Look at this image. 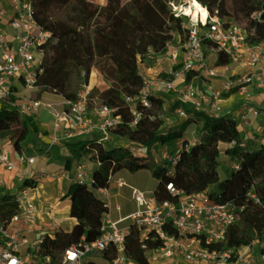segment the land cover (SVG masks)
Here are the masks:
<instances>
[{
    "label": "trees",
    "instance_id": "obj_1",
    "mask_svg": "<svg viewBox=\"0 0 264 264\" xmlns=\"http://www.w3.org/2000/svg\"><path fill=\"white\" fill-rule=\"evenodd\" d=\"M30 1L35 23L49 32L40 45V66L49 69L59 65L74 48L89 43L96 82L89 89L88 102L91 106L115 107L114 115L121 121L111 127L110 133L126 140L106 145L94 135H84L61 141L71 154L64 157L66 166L74 158L83 156L92 162L91 183L77 180L70 183L65 196L70 200L68 215L75 218V223L70 230L58 229L54 236L46 234L37 243V253L49 256L50 264H58L67 247L81 239L92 241L97 238L109 208L107 201L96 194V189L107 186L109 178L121 169L134 172L144 167L157 179L153 190L157 201L171 198L166 187L171 182L187 192L209 189L220 201L243 206L240 218L230 225L224 241L211 244L212 247L226 245L234 249L230 260H236L237 249L251 247L264 231V141L255 144L246 140L238 128L237 118L230 112L200 111L190 103L176 101L170 106L171 110L175 112L181 107L186 116L166 125L162 118L164 111L160 108L164 104L161 94L149 96L151 107L136 103L139 116L135 121L125 100L126 96L138 95L142 89L139 65L147 50L150 48L156 54H162L167 51L170 40L178 37L182 42L185 39L182 19L172 13L166 0L163 1L165 12L151 0H106L104 4L80 0L77 16L62 14L59 0ZM68 1L63 2V7ZM208 7L211 11L217 9L226 23L233 22V15L223 7ZM259 11V16L250 22L252 32L247 38L251 43L264 39V2ZM205 47L217 55L215 62L218 65L229 62L217 44L207 40ZM191 78L192 74H189L188 79ZM239 87L225 93L231 94ZM15 90L12 86L8 94L0 98V143L13 145L20 152L24 141L37 133L38 128L32 115L21 112L13 95ZM261 110L264 115V107ZM193 122H201L200 137L189 143L185 132ZM222 143L226 144L225 154L234 162L224 178L218 170ZM130 144L140 145L148 159L139 161L130 150ZM51 148L56 157L61 156L60 145L55 143ZM164 152L172 155L174 161L165 159ZM169 169L172 174L168 173ZM35 186V179L24 178L20 189ZM20 211L15 194L6 192L0 197V222ZM162 243L152 232L142 238L141 229L131 225L125 236L124 254L137 264H149L150 252ZM261 252L264 253V248ZM116 254L111 246L93 250L87 254L86 264H94L95 257L110 261Z\"/></svg>",
    "mask_w": 264,
    "mask_h": 264
},
{
    "label": "built area",
    "instance_id": "obj_2",
    "mask_svg": "<svg viewBox=\"0 0 264 264\" xmlns=\"http://www.w3.org/2000/svg\"><path fill=\"white\" fill-rule=\"evenodd\" d=\"M166 1L172 13L182 19L186 37L180 43L181 54L176 47L170 51L171 64L163 75L156 79H148L142 74L143 86L140 93L125 97L131 112L135 115L134 121L139 116L136 103L140 102L146 107H151L149 98L151 94L176 92L185 102L191 101L199 106L202 102L211 101V105L219 109L218 102L222 93L230 91L235 86L244 87L252 81V75L226 78L221 90L201 93L192 82L193 77L188 79V75L194 73L195 76L202 77L218 75L217 66L206 63L205 41L207 40L217 44L229 58V62L223 65L224 70H228L233 65L241 68L260 65V85L264 88L263 45L248 43L247 34L238 23H226L225 18L218 15L217 9L211 11L204 2L201 3L206 10L205 16L197 9H193L190 13L185 12L184 7L189 5L190 0ZM9 2L8 9L0 8V17H6L11 27L18 31L19 42L17 46L12 47L0 30V97L8 94L15 79L20 80L30 91H37L43 86L41 75L44 69L40 66L39 52L40 45L49 36V32L35 23L30 0H9ZM259 14V10L253 12L250 18L256 19ZM154 54L156 52L149 48L143 59ZM178 82L182 84L178 86ZM89 89H85L76 97L64 98L59 107L51 102L30 98L21 107V112L32 114L37 109H46L51 116L52 144L63 139L93 135L95 128L100 132L96 137L105 144L109 140L111 127L118 124L121 119L114 115L115 107L91 106L88 102ZM246 109L257 114L253 106H247ZM175 112L183 117L186 116L181 107L176 108ZM95 116L99 117L97 124L94 123ZM129 148L136 156L143 153L140 145L130 144ZM20 158L26 159L27 163L34 162V157H27L25 154H21ZM170 161H174L173 156H170ZM0 164L9 169L15 167L6 151L0 152ZM168 173L172 174V169H169ZM91 174V170L85 164L78 163L73 180L90 184ZM67 175L68 172L62 170L57 176L64 178ZM111 177L107 186L96 189V193L107 200L112 195ZM18 180L23 183V178ZM1 182L0 179V185ZM123 184L125 181L119 179L117 188ZM166 187L171 192V198L161 201L155 199L153 190L147 192L132 187L131 199L137 203V209L117 220H112L106 213L100 235L92 241L81 239L67 247L58 264H84L83 258L89 252L104 250L110 246L115 248L117 254L113 260L108 261L109 264H129L131 260L124 254V241L131 225L141 229L142 238L152 232L163 241L160 247L150 252L149 264L171 259L177 253L191 263L205 261L234 264L238 260L237 258L234 262L230 260L231 251L234 249L226 245L221 248L212 247L211 244L224 241L230 225L240 218L243 206L232 201H220L209 189L187 192L171 182ZM27 190L28 188L21 189L24 196ZM16 200L21 211L0 222V264H50L49 256L37 253V243L46 236V233H39L35 239H30L24 234L25 231L35 233L37 229L32 217L34 212L32 202L27 200L22 203L18 197ZM116 207L120 208L119 205ZM47 213L51 214L50 210ZM23 245H28L26 252L22 250ZM241 247L244 250L249 249V246ZM31 254L33 256H30ZM252 262L249 258L241 261L240 264H252Z\"/></svg>",
    "mask_w": 264,
    "mask_h": 264
},
{
    "label": "rangeland",
    "instance_id": "obj_3",
    "mask_svg": "<svg viewBox=\"0 0 264 264\" xmlns=\"http://www.w3.org/2000/svg\"><path fill=\"white\" fill-rule=\"evenodd\" d=\"M59 5L61 8L62 14H69L72 16H77L80 8V0H69L68 3L63 7V2L66 0H59ZM95 3L104 4L106 0H93ZM159 10L165 12V0H151ZM205 4L212 7H223L231 13L233 16V22L238 23L246 32L247 36H249L252 32L251 28V14L256 12L261 7L264 0H204ZM248 43L249 38H247ZM260 41V40H257ZM255 41V42H257ZM181 40L177 37L169 41V45L167 51L162 54H154L151 57L143 59L140 62V70L141 73L148 79H156L157 77L163 75V73L169 68L170 66V51L173 47L178 48V52L181 54ZM205 55H206V63L208 65H215L218 68V64L215 62L217 59V55L205 48ZM144 67V71L142 70ZM142 68V69H141ZM94 69L91 64V47L89 43H85L82 45L77 46L73 49V52L70 56L61 64L53 66L49 69H44L41 75V78L44 82L43 86L39 88L37 91L30 93H22L21 89H17L14 91V96L16 97V102L20 106V108L30 99V98H41V93L46 92L47 95L50 97H54L59 95L60 98H68V97H76L82 91L87 88H90L94 81H95V73ZM221 73V70L218 69V74ZM230 74V78L238 77L239 75ZM243 75V74H242ZM241 75V76H242ZM192 82L196 87H198L199 91L202 92H210L212 89L210 88L211 80L215 78H219V76L209 77H202V76H195V73L192 75ZM182 82H178L177 85H181ZM218 90V89H217ZM229 94L222 93L218 102L219 109H216L211 105V101L202 102L199 106L194 104L191 101L187 103L192 104L195 108L200 111L206 112H213V113H222L225 108V104L223 99L228 96ZM161 96L164 99V104L160 107L164 113L162 114V118L165 120L166 125H169L171 122L176 120L182 119L179 117L180 115L177 112L171 110L170 106L176 101H182L180 96L176 92H162ZM4 97V96H3ZM1 98V97H0ZM51 99V98H49ZM55 105V103H53ZM56 106H60L56 104ZM38 110V109H37ZM36 111V110H35ZM35 111L32 112L34 115ZM178 115V116H177ZM99 122V117L95 116L94 123ZM201 126V122H193L191 123L186 132L185 136L189 143H193L197 141L200 137L199 128ZM94 136H99L100 132L97 128L93 133ZM125 142V139H121L120 136L110 134L109 140L106 142L107 144H112L114 142ZM105 143V144H106ZM106 144V145H107ZM125 144V143H124ZM226 144H221V154L219 157V166L218 170L220 176L224 177V172L228 168L231 167V158L225 154L224 147ZM171 149L174 147L171 146ZM169 153L164 152V157L167 160H170ZM159 158L158 154L156 155ZM137 159L141 162L148 159V155L144 152L140 155H137ZM118 176H122L125 180L127 185L121 188V195L119 196H112L111 200L115 198L119 200L122 210L121 212H129L131 210L137 209V203L131 199L132 195V187L137 188L139 190L144 191H151L154 190L157 179L154 178L151 174V171L147 168L141 167L136 171H130L128 169H121L117 172V174L112 175L111 180L114 181L117 179ZM6 192H10V194H15L16 197L20 198L22 203H25L27 200L31 201L34 206V212L32 217L35 219V225L41 223L42 221H50L52 216H46L45 212L48 208L46 206L47 203L52 204L54 206L58 205V210L55 212L56 216L55 219H61L62 226L67 228L71 225L72 221L69 218L68 211H67V204L69 197L62 194L63 191H60L57 184L49 182V181H41L36 185L33 189L27 190V194L24 196L19 185H14L13 187L7 189L5 186L0 187V197L3 196ZM59 203V204H58ZM40 213H42V220L40 218ZM54 213V211H53ZM33 241V240H31ZM28 245H23L22 250L26 252ZM261 248H264V234L253 242L252 246L249 249L244 250L243 247H239L238 249V260H234V264H240L241 261L246 259H252V264H264V253L261 252ZM30 256H33L31 254ZM95 262L94 264H105L104 260L101 257L93 258ZM88 260V255H85L83 258L84 264ZM157 264H216L215 262H199V263H191L187 262L180 253H177L174 259H163L160 263Z\"/></svg>",
    "mask_w": 264,
    "mask_h": 264
},
{
    "label": "crops",
    "instance_id": "obj_4",
    "mask_svg": "<svg viewBox=\"0 0 264 264\" xmlns=\"http://www.w3.org/2000/svg\"><path fill=\"white\" fill-rule=\"evenodd\" d=\"M10 6L9 0H1L0 2V8L1 9H8ZM0 30L5 34L6 40L8 43L15 47L17 46L19 40L17 38L18 31L15 30L11 25L8 23L6 17H0ZM251 44H260L264 46V39L253 42ZM139 65V70H140ZM142 69V68H141ZM218 69L221 70V73L218 74L219 78H215L211 80L210 82V88L215 90H221L222 84L226 78H230V74L234 75H252L253 79L250 83H248L244 87H239L236 91L226 96L223 101L225 104V110L222 113L230 112L232 113L238 121V128L241 131V134L245 137L246 140L259 144L264 141V115L263 110L261 108L264 107V88L260 85V65H257L252 68H241L240 66L233 65L228 70L223 69V65H218ZM145 70L144 67L142 69ZM146 71V70H145ZM144 71V73H146ZM141 72V70H140ZM96 76V71L94 72ZM142 74V73H141ZM242 75V76H243ZM211 78V77H209ZM96 82V78L94 83ZM93 83V84H94ZM12 86L15 87V89H21L22 93H30L31 91L28 90L23 86L20 80L15 79L12 83ZM35 92V91H33ZM51 98V99H49ZM44 102H51L58 105H61L63 102V98L59 95H56L54 97H50L47 95L46 92L41 93V98ZM209 102V101H208ZM247 106H253L257 110V114H254L252 112H249L246 108ZM29 115V114H28ZM35 119V124L38 128L37 133H32L26 141H24L22 145L21 151H16L13 147V145H10L6 142L0 143V152L6 151L9 157L12 159V161L15 164V167L13 168H5L0 164V179H1V185L0 187L5 186L7 189L13 187L14 185H20L22 184L21 181H19V178H33L36 180V185H38L39 182L43 181H49L52 183L57 184L60 191H63L62 194L67 193L70 183L73 181V175L76 171V165L78 163L85 164L88 169L92 170L93 164L88 159V157L83 156L81 159L74 158L69 166H66L65 162V156H70L71 154L69 151L62 145L65 139L61 140L60 142H57V145H60L59 153L60 157H56L53 152L51 151V116L44 108H40L35 111V114L33 115ZM55 144V143H53ZM107 144V143H106ZM107 145H110L107 144ZM25 154L27 157H34L33 163H27L26 159H21L20 155ZM234 162H231V167L225 170L224 177H226L230 170L233 168ZM66 170L68 172V175L64 178L58 177L57 175L62 171ZM117 174V173H115ZM48 175V176H47ZM223 177V178H224ZM222 178V177H221ZM119 179H123L125 181V184L122 186H119L117 188V181ZM127 185L126 180L122 176H118L117 179L114 181L111 180V191L112 195L108 198V200L96 193L99 197L105 199L108 203V212L107 214L112 220H117L121 217H124L128 215L130 212H121L122 207L118 199L111 200L112 196H119L121 194V188L125 187ZM28 188V190L33 189ZM10 193V192H9ZM59 204V203H58ZM69 204L70 200H68L67 204V211L69 210ZM116 205H119V209L116 207ZM46 206L48 207L46 209V216H52L50 221H42L41 223L36 225V232L35 233H26L30 239H35L39 233H46L48 235H55L56 230L58 229H64V230H70L75 223V218L70 217L72 223L69 227L64 228L62 226V220L61 219H55L56 211L58 210V205L54 206L52 204L47 203ZM50 210L51 214H48L47 211ZM54 211V213H53ZM42 213H40L41 220L43 219ZM35 220V219H34ZM57 223V224H55ZM36 224V222H34ZM171 259H174L171 258ZM105 264H109V262L105 259H103ZM95 262V260L93 259ZM129 264H137L134 261H130Z\"/></svg>",
    "mask_w": 264,
    "mask_h": 264
},
{
    "label": "bare ground",
    "instance_id": "obj_5",
    "mask_svg": "<svg viewBox=\"0 0 264 264\" xmlns=\"http://www.w3.org/2000/svg\"><path fill=\"white\" fill-rule=\"evenodd\" d=\"M186 13H190L193 9H197L202 15H206L205 7L199 0H190L189 5L184 7Z\"/></svg>",
    "mask_w": 264,
    "mask_h": 264
}]
</instances>
